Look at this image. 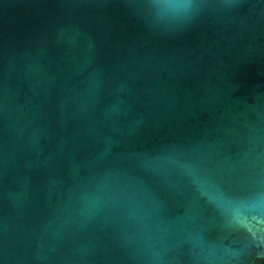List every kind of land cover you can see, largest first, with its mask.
Returning a JSON list of instances; mask_svg holds the SVG:
<instances>
[{
  "label": "water",
  "instance_id": "water-1",
  "mask_svg": "<svg viewBox=\"0 0 264 264\" xmlns=\"http://www.w3.org/2000/svg\"><path fill=\"white\" fill-rule=\"evenodd\" d=\"M264 264V0H0V264Z\"/></svg>",
  "mask_w": 264,
  "mask_h": 264
},
{
  "label": "flooded vegetation",
  "instance_id": "flooded-vegetation-1",
  "mask_svg": "<svg viewBox=\"0 0 264 264\" xmlns=\"http://www.w3.org/2000/svg\"><path fill=\"white\" fill-rule=\"evenodd\" d=\"M255 264H263L260 260H257Z\"/></svg>",
  "mask_w": 264,
  "mask_h": 264
}]
</instances>
